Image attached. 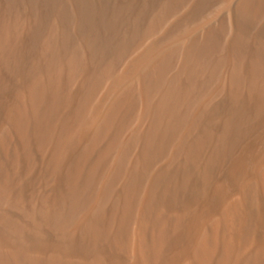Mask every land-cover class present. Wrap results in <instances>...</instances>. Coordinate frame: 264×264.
Listing matches in <instances>:
<instances>
[{"label":"bare ground","instance_id":"6f19581e","mask_svg":"<svg viewBox=\"0 0 264 264\" xmlns=\"http://www.w3.org/2000/svg\"><path fill=\"white\" fill-rule=\"evenodd\" d=\"M3 1L5 20L15 21L22 5L41 13L30 16L28 36L33 49L41 53L50 45L54 54L46 81L31 88V113L45 120V145L55 140L52 171L64 159L72 166L58 195L41 201L13 197L0 184V262L7 255L16 264H240L254 244L246 225L258 193L264 207V161L253 183L238 184L236 200L216 202L207 213H215L210 223L199 219L182 247L179 234L188 218L168 204L171 164L144 184L164 157H193L188 125L213 96L225 94L223 108L229 105L234 118L247 114L248 104L261 114L264 0L222 1L219 17L206 21L217 0ZM167 37L174 38L167 43ZM227 193L221 190L224 198ZM170 210L177 214L169 217ZM259 263L264 242L255 245L253 264Z\"/></svg>","mask_w":264,"mask_h":264},{"label":"rangeland","instance_id":"374dc122","mask_svg":"<svg viewBox=\"0 0 264 264\" xmlns=\"http://www.w3.org/2000/svg\"><path fill=\"white\" fill-rule=\"evenodd\" d=\"M222 1L226 2V0H217L208 8L203 18L204 21L216 20L219 17L224 8V3H222ZM0 3V17L3 18L2 14L3 11H5L6 5L3 0H1ZM2 3L4 4L2 5ZM21 10H24L23 13L21 12V14L15 18V21L12 19L5 20L4 18H0V35L3 34L0 37V45L2 46H0V184L4 185L13 197H20L26 201L30 199L36 202L38 200L41 201L43 197L48 195L52 197L53 195H58L57 193L61 191L64 185L63 183H65L67 170L71 162L70 159L67 161L64 159V161H62L63 163L61 162L62 166L58 170L52 171L49 161L54 149L55 140H51L45 145L40 135L41 127L46 125L45 120L44 118H40L39 113L37 114V116L39 115V119H36V114L34 112L31 113V95H29L32 94L31 88L37 86L38 82L46 81L47 61L51 59L54 52L53 49L50 48V45L46 49H43L41 53L39 50L37 51L36 47V50L32 48L34 45L29 38L33 36V34H30L32 33L30 30L33 29V21H29L33 20L35 15V17L39 19L41 13L37 12V14L32 15L31 9L29 7L27 9V7L23 5ZM6 13H8L7 17H9L10 12L6 11ZM24 13L26 15L28 14V17H26ZM30 16L33 18L31 19ZM18 21L23 23H18ZM7 26L8 28L12 26L13 30L11 28L8 29ZM15 27H20L21 29H16ZM10 30L14 34H12ZM55 30L58 32L57 34L60 35L61 28L58 27L57 29L55 28ZM16 31L19 33L18 37ZM177 34H175V36ZM12 35L14 37H12ZM28 35L31 36L29 37ZM27 36L28 42L26 41ZM174 37H167L166 42L170 43ZM12 45L16 48V50L14 49L15 51L12 50ZM25 51H30V53H26ZM76 85L77 83L75 87L72 88L73 91L76 90ZM46 91L45 88L43 91L45 95ZM98 98H100V93L95 96L93 104L98 101ZM226 102V96L223 93L213 96L210 99V103L207 105L208 109L205 110L202 116L200 117L198 115L197 119L195 118L196 121L194 119L193 123L190 121L187 130L191 133L190 150L192 154L190 155H193V157L188 156L186 158L187 160L184 156L175 157L172 155L170 156L172 158L168 156L164 157L160 162H157L152 169V174H154V176H148L150 177L146 180L148 183L145 182L144 184V186L147 184L151 185L153 183L152 180L155 178V173L157 174L161 168L164 169L171 164V171H174L172 172L173 175L171 180L173 183H167L169 185L168 192L170 193H168L169 197L167 198L169 201L168 204L170 203V206H173L174 210L176 209L175 211L182 214L186 219L188 218V220H186L187 223L182 224V231L180 232L179 230L180 239H178V241L179 244L181 243L180 247L185 246L189 238V231L191 234L194 224L198 223L199 219L206 216L202 222L205 224V222L209 221L207 223H210L209 219L213 218L215 213L213 212L209 215H207V213L216 206V202L218 206L219 204L222 206L221 204L223 201L229 202L231 199L236 200L240 196L237 190L238 184L240 185V183H242L244 186H247L253 183L252 180H254V178H252V180L250 178L256 174L257 165H260V163L264 161V107L261 110V114H258L256 109L253 108V105L247 103L249 105V112H247V114L245 112L241 115L237 114L234 118V116L232 117L228 114V109H226L229 105L223 108ZM26 104L27 107H25ZM219 106L223 109H219ZM251 110L253 111L251 112ZM42 112L44 116V110H42ZM236 116L240 118H236ZM240 120L242 121L240 122ZM227 129L228 131H226ZM198 132L200 133L198 134ZM182 141L181 139L178 146H173V153L176 147L179 148L182 145ZM74 148L72 151L73 153L71 152V161L77 156V149ZM185 176L186 180L181 181ZM225 188L229 193H227L228 195L226 194L227 196L224 198L221 194V190ZM228 189H230V191ZM254 204V208H252L254 219H248L246 225L247 230L254 231V244L253 246L251 245L248 252L243 255L240 264H253L255 245L258 246L264 242V207L262 206V197L259 193ZM186 205H188V207ZM176 206L177 208H175ZM173 213L177 214L170 210L168 212L169 217H171ZM256 215H260V218H257ZM206 219L207 221H205ZM172 220L173 218H170V221ZM202 222L200 221V223ZM189 249L191 250V247ZM72 254L70 257L68 254L69 259L72 257ZM68 257L66 258L65 256V259H68ZM6 258L7 263L3 260L0 264H16L15 262L9 261L7 255ZM25 261H21L22 263L20 262L19 264H30L28 261L27 263ZM74 263L76 264V262H73V264Z\"/></svg>","mask_w":264,"mask_h":264}]
</instances>
